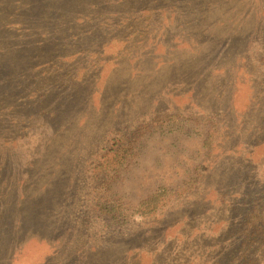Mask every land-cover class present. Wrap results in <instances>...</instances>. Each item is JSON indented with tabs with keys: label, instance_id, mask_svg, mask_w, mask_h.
<instances>
[{
	"label": "rangeland",
	"instance_id": "374dc122",
	"mask_svg": "<svg viewBox=\"0 0 264 264\" xmlns=\"http://www.w3.org/2000/svg\"><path fill=\"white\" fill-rule=\"evenodd\" d=\"M144 122L110 194H174L115 227L88 171ZM0 264H264V0H0Z\"/></svg>",
	"mask_w": 264,
	"mask_h": 264
},
{
	"label": "trees",
	"instance_id": "16d2710c",
	"mask_svg": "<svg viewBox=\"0 0 264 264\" xmlns=\"http://www.w3.org/2000/svg\"><path fill=\"white\" fill-rule=\"evenodd\" d=\"M174 117L171 114H160L152 118V125L157 122L171 120ZM149 122L137 125L132 131L122 138L113 139L102 153L96 155L92 160L89 173L90 186V207L94 212L106 216L107 222L115 227H122L131 222L136 214L140 216H149L157 212L162 205L174 193L168 188H160L147 198L143 199L135 208L131 210L129 205L121 198L111 196V186L118 182L122 172L126 170L130 163L134 151V146L144 138L149 130ZM209 147V141H207Z\"/></svg>",
	"mask_w": 264,
	"mask_h": 264
}]
</instances>
